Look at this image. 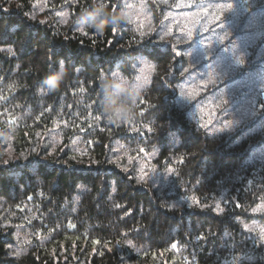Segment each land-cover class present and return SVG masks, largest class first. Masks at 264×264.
<instances>
[{
    "label": "trees",
    "instance_id": "obj_1",
    "mask_svg": "<svg viewBox=\"0 0 264 264\" xmlns=\"http://www.w3.org/2000/svg\"><path fill=\"white\" fill-rule=\"evenodd\" d=\"M70 1L74 17L105 9ZM121 1L104 0L107 14L73 34L45 16L31 21L32 4L0 0V135L11 139L0 157V264H264V215L252 214L264 213V149L212 148L187 124L175 107L180 48L127 33L109 14ZM238 8L264 24V0ZM263 41L246 51L264 63ZM61 62L50 91L45 79ZM117 77L129 88L110 102L102 84ZM256 110L261 118L264 87ZM144 160L160 180L141 179Z\"/></svg>",
    "mask_w": 264,
    "mask_h": 264
},
{
    "label": "rangeland",
    "instance_id": "obj_2",
    "mask_svg": "<svg viewBox=\"0 0 264 264\" xmlns=\"http://www.w3.org/2000/svg\"><path fill=\"white\" fill-rule=\"evenodd\" d=\"M102 1L103 5H100L98 10L105 8V12L108 6ZM13 2L21 5L32 4L29 13L31 21L45 16L63 31L73 34H85L89 28L96 25L95 21L104 13L74 17L70 0ZM185 4L188 6H184ZM207 11L206 20L203 14L206 15ZM109 14L117 16L129 34L137 37L154 36L158 42L169 41L180 48V81L175 84V107L179 114L183 115V119H186L187 124H192L199 130V135L201 131L206 133L204 136L210 140L212 148L215 146L212 141L215 140H221L231 150L241 147L240 142L242 145L251 143L255 149L254 153L261 154L264 149V115L257 117L256 96L264 87V81L261 79L264 71H257L259 78L253 73L260 65L264 67V63L256 60L258 56L254 54L255 49L246 51L253 47L258 37L264 38V24L258 22L259 19L243 21L247 12L243 13V10L238 8V0H122L118 9H113ZM219 14L217 20L212 19ZM158 17L163 19L159 24L156 22ZM262 19L264 20V15ZM260 47L258 54L264 50V41ZM263 54L259 55V59L263 58ZM143 70L144 68H138L139 73ZM230 71L233 74L237 71L245 73L246 78L242 82L246 86L242 91L238 90L235 84L226 82L230 78ZM135 77L136 75L134 79ZM117 78L126 81L123 77ZM218 84L224 86L218 87ZM185 91L193 97L191 103L185 100ZM217 96L219 100L215 104L207 103L201 107L197 103L198 100L214 99ZM55 139L52 134L46 137L47 143L59 141ZM225 139L230 140L226 143ZM10 140L7 135H0V157H10ZM124 151V148L116 145L113 150L115 159L124 155ZM151 156L154 157V154ZM144 161H141L138 167L141 179L149 182L160 180L161 175L156 176L149 170L150 160ZM162 183L163 181H159V185ZM244 228L254 233L262 232L256 225H244ZM18 237H15L17 242ZM21 251L22 249L17 253Z\"/></svg>",
    "mask_w": 264,
    "mask_h": 264
},
{
    "label": "clouds",
    "instance_id": "obj_3",
    "mask_svg": "<svg viewBox=\"0 0 264 264\" xmlns=\"http://www.w3.org/2000/svg\"><path fill=\"white\" fill-rule=\"evenodd\" d=\"M101 27H103V25H101ZM64 75H65V68L63 62H61L60 69L56 73L49 75L45 79V85L50 91H55L56 89L59 88L60 84L62 83ZM102 88L105 92L106 98L110 102H116L119 100L120 96L126 94L129 85L127 84L126 81L121 80L119 78L106 79L102 84Z\"/></svg>",
    "mask_w": 264,
    "mask_h": 264
},
{
    "label": "snow or ice",
    "instance_id": "obj_4",
    "mask_svg": "<svg viewBox=\"0 0 264 264\" xmlns=\"http://www.w3.org/2000/svg\"><path fill=\"white\" fill-rule=\"evenodd\" d=\"M184 6H188L187 4H185ZM5 9L3 8H0V11H4ZM207 16H208V11H207V14H203V18L207 20ZM220 14L219 15H215L212 17L213 20H217L219 18ZM34 20V17L32 18ZM43 23V22H41ZM227 63V62H225ZM230 75V78L229 80H227L226 82L227 83H233L235 84V86L237 87L238 90H243L244 87L246 86L242 81L245 80V73H241L239 71L235 72L234 74L230 71L229 73ZM225 82V83H226ZM224 86L223 84H218V87H222ZM185 100L189 103H191L193 97L191 95H188L187 92L185 91V96H184ZM219 100V97H215L214 99H207V100H198L197 103L200 104V106L202 107L203 105L207 104V103H212V104H215L216 101ZM39 171H42V169H40ZM39 171L37 172V174H39ZM113 191H115V189H113ZM189 207H191V205H189ZM215 214L216 215H222L224 213V208H222L220 205H216V208H215ZM253 215H264V213H258V212H255L253 211L252 212ZM261 238L264 239V235H261ZM177 245L174 243V247L173 248H176Z\"/></svg>",
    "mask_w": 264,
    "mask_h": 264
}]
</instances>
